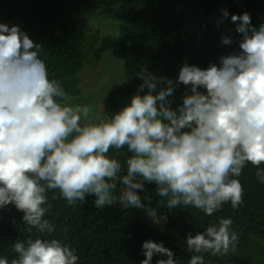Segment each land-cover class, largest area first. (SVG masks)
<instances>
[{"label": "clouds", "instance_id": "1", "mask_svg": "<svg viewBox=\"0 0 264 264\" xmlns=\"http://www.w3.org/2000/svg\"><path fill=\"white\" fill-rule=\"evenodd\" d=\"M217 24L229 16L222 9ZM240 34L238 50L220 57L206 69L185 63L175 82L148 70L130 103L110 119H90L94 106L71 103L72 97L41 59L43 45L19 25L0 23V209L9 205L23 213L27 231L52 234L45 219L52 203L48 192L60 193L69 206L94 196L97 209L117 203L123 208L157 211L143 202L140 192L155 184L169 210L191 207L208 216L225 204H243L238 179L247 163L257 168L264 183V23L252 25L251 15H231ZM223 45L233 44L225 35ZM190 91L173 107L179 85ZM204 89V91H201ZM99 120V117L96 118ZM127 149L126 174L110 149ZM117 181L123 186L116 199ZM232 220L220 218L195 235L188 233L189 253L227 254L235 251L238 233ZM152 264H178L164 244L142 245ZM15 258L0 264H77L75 250L58 239L28 238L13 245ZM188 264H205L192 255Z\"/></svg>", "mask_w": 264, "mask_h": 264}, {"label": "trees", "instance_id": "2", "mask_svg": "<svg viewBox=\"0 0 264 264\" xmlns=\"http://www.w3.org/2000/svg\"><path fill=\"white\" fill-rule=\"evenodd\" d=\"M222 9H227L229 16L218 25ZM104 10H110L108 15L121 23V31L116 37L104 36L91 58L87 47L90 33L81 18L91 20ZM245 12L251 15L252 25L259 27L264 23V0H0V23L19 25L43 45L40 56L49 76L60 81L68 95L78 96L79 91L70 90L65 83V68H89L91 59L99 62L107 52L123 60L126 85L113 86L101 101L108 119L130 103L142 83L137 76L140 71L148 70L175 82L185 63L206 69L211 63L219 65L221 56L237 51L241 36L231 15ZM225 35L233 38V44H222ZM188 91L179 85L169 98L173 107L182 104ZM108 155L120 161L122 174H126L131 153L126 148L110 149ZM260 168L264 169V164ZM256 172L257 168L247 163L242 174L234 177L242 184L243 204L233 209L227 203L212 216L191 207L169 210L163 205L166 200L157 195L155 184H146L139 193L145 205L156 209L154 219L146 215V209L123 208L119 203L97 209L94 196L69 206L62 198L52 200L60 193L49 191L52 208L45 219L55 225L50 235L35 228L29 233L23 213L15 206L0 209V258H15L13 245L18 239L39 237L67 244L79 257L77 264H141L146 258L142 245L147 240L162 242L174 252L178 264H188L192 255H203L205 264H256L258 252V264H264V183ZM116 183L118 200L123 186ZM220 218L233 222L239 239L235 251L223 255L189 253L188 233L204 231L210 224H218ZM159 259L167 256L155 255L152 264Z\"/></svg>", "mask_w": 264, "mask_h": 264}, {"label": "rangeland", "instance_id": "3", "mask_svg": "<svg viewBox=\"0 0 264 264\" xmlns=\"http://www.w3.org/2000/svg\"><path fill=\"white\" fill-rule=\"evenodd\" d=\"M109 11L110 10H104L101 13L102 15L91 20L81 18L82 26L85 31L88 32V35L90 33V39L87 38V47L91 54V58H94L93 53L98 48L104 36L116 37L120 34L121 23L116 20L113 15H108L110 14ZM90 61L92 63L89 68H74L70 66V68H65L62 71V78L65 80V83L70 86V90L79 91L78 96L69 95L72 97L71 103L75 105V102L78 101L76 104L93 105L94 111L90 119L98 123L100 120L108 119V117L103 114L104 111L101 105L103 97L113 86H125L126 79L123 60L115 56L112 52L103 54L99 62H95L94 59ZM97 117H99V120L96 119ZM160 221L164 220L160 219ZM260 253L261 252H258L255 255L256 264H258Z\"/></svg>", "mask_w": 264, "mask_h": 264}]
</instances>
